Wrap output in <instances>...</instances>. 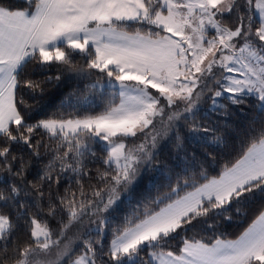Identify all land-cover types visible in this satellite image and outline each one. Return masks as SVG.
I'll return each instance as SVG.
<instances>
[{
  "label": "snow or ice",
  "instance_id": "1",
  "mask_svg": "<svg viewBox=\"0 0 264 264\" xmlns=\"http://www.w3.org/2000/svg\"><path fill=\"white\" fill-rule=\"evenodd\" d=\"M23 3L0 0V264H264V211L234 240L185 235L214 232L264 198V127L216 176L203 163L215 157L201 151L219 149L214 125L229 105L254 97L264 115V0ZM29 64L44 79L31 78ZM64 74H101L120 103L32 122L25 97L39 104ZM170 146L182 153L166 174L171 191L141 205L142 177L160 170ZM97 147L103 170L93 173ZM124 199L137 207L116 227ZM175 239L179 254L165 250Z\"/></svg>",
  "mask_w": 264,
  "mask_h": 264
},
{
  "label": "trees",
  "instance_id": "2",
  "mask_svg": "<svg viewBox=\"0 0 264 264\" xmlns=\"http://www.w3.org/2000/svg\"><path fill=\"white\" fill-rule=\"evenodd\" d=\"M4 5L14 9L24 8L23 0H3ZM130 32L133 29H129ZM82 60H78L77 67L83 65ZM35 65L29 64L25 72L31 74V78L42 80L44 75L35 71ZM56 70L53 67L48 75H55ZM105 85V81L101 79V74L94 75L91 79L77 78L74 75L64 74L62 80L57 85L55 83L46 85V94L39 104H34L27 96L25 99L33 106V121L47 118H83L88 115H99L103 113L109 104H119L120 98L111 88L106 85L103 88H92L90 85L97 83ZM68 103H65V102ZM230 115L227 120H216L215 127L217 128V135L223 138L219 149L209 148L201 149V151H210L215 157L211 161V167H208L209 162L203 161L204 166L208 168L211 176L218 175L225 164L235 162L239 158L240 151L245 141L255 134L259 129L264 127V115L257 110L255 98H250L247 104H242L239 107L229 105ZM207 123L206 121H202ZM211 135V134H209ZM134 143H139L135 141ZM196 145H185V151H191ZM177 153L173 146L166 149L159 157V171L156 168L150 169L142 177L140 192L142 196L137 197L141 205L146 204L145 197L155 198L157 196H164L169 193L171 189L168 187L169 181L166 174H171L170 170L175 168V161ZM103 156V152L97 147V159L95 163H89L88 167L94 173L97 168L103 170V165L99 157ZM171 156V158H169ZM199 167V163L197 165ZM31 179V177H29ZM202 182V181H201ZM95 183V181H93ZM173 186L175 182L173 180ZM192 189H185L180 192L184 195L186 191ZM123 199V194H122ZM150 209L159 210L156 205H147ZM162 206V205H161ZM137 207L136 200L129 204L126 199L122 205V211H118L113 219V225L116 227L124 226L125 217L129 216L133 208ZM261 211H264V198H257L250 202L244 209L242 215H233L231 221L220 220L216 222L215 231L197 229L189 231L185 235L188 238H195L197 240L203 237L206 241L213 238V236L223 239H237L258 217ZM140 213H138L139 215ZM50 227L56 229L59 225L56 221H50ZM199 233V234H198ZM69 236L72 235L70 232ZM20 241H27L28 236L22 231L18 234ZM113 239L112 231L106 232L105 244H109ZM66 239L61 240V244L66 243ZM74 248H79V244L73 245ZM181 246L180 240L175 239L171 241L170 246L165 248L179 254Z\"/></svg>",
  "mask_w": 264,
  "mask_h": 264
},
{
  "label": "rangeland",
  "instance_id": "3",
  "mask_svg": "<svg viewBox=\"0 0 264 264\" xmlns=\"http://www.w3.org/2000/svg\"><path fill=\"white\" fill-rule=\"evenodd\" d=\"M153 91H155V90H153ZM119 103H120V101H119ZM63 245V244H62ZM44 257L42 256L41 257V259H43ZM49 258H54V254H53V256L52 257H49Z\"/></svg>",
  "mask_w": 264,
  "mask_h": 264
}]
</instances>
